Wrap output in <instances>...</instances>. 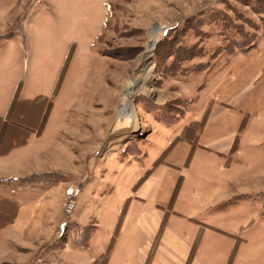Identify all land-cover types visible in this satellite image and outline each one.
Here are the masks:
<instances>
[{
	"label": "rangeland",
	"instance_id": "obj_1",
	"mask_svg": "<svg viewBox=\"0 0 264 264\" xmlns=\"http://www.w3.org/2000/svg\"><path fill=\"white\" fill-rule=\"evenodd\" d=\"M25 10L24 25L38 36L34 61L40 78L34 92L51 94L71 49L46 137L53 139L66 129L82 166L76 183L83 191L74 197L70 215L65 194L75 181L64 189L65 225L80 217L90 231L96 224L98 243H108L116 210L123 207L119 201L125 183L136 191L153 163L167 161L174 168L162 165L151 187H158L156 201L163 216L168 214L169 230L191 244L188 263L200 238L201 261L233 245L234 239L208 231L206 225H211L246 240L236 264H264V216L254 215L253 199L225 213L209 214L199 201L202 184L209 177L219 178L220 167L232 166L228 174L234 183L264 179V141L258 145L249 138L240 146L248 129L258 126L256 133L264 137V0H26ZM32 59L26 55L24 63ZM222 110L223 116L201 138L212 112ZM194 124L195 132L184 135ZM233 130L226 156L212 155L210 165L204 160L183 175L185 147L200 139L213 144ZM179 176H185L186 183L174 204L191 221L170 213ZM255 197L264 205V192ZM54 218L41 213L38 219L44 243L62 233ZM82 230L74 228L73 237ZM208 242L217 243L211 248ZM52 245L42 247L36 264H89V258L98 256L93 245L50 255L59 250ZM213 264L222 262L216 259Z\"/></svg>",
	"mask_w": 264,
	"mask_h": 264
},
{
	"label": "crops",
	"instance_id": "obj_2",
	"mask_svg": "<svg viewBox=\"0 0 264 264\" xmlns=\"http://www.w3.org/2000/svg\"><path fill=\"white\" fill-rule=\"evenodd\" d=\"M25 5L26 0H0V264H36L35 259L42 252V247L47 244H53L52 247L59 249L50 252V255L55 256L70 247L88 249L92 245L96 246L98 256L88 259L89 264H95L102 255L106 254L111 243V251L105 264H202L203 262L213 264L216 259L222 264H227L236 241H239L238 250L232 263L236 264L241 255V246L246 243V240L235 238L233 234L220 226L211 225H206L208 231L234 239L233 245L222 251L215 250V255H208L201 261L203 238H200L196 243L197 248L193 257L188 263L187 260L192 251L191 244L176 238L169 230L168 214L163 216L162 207L156 201L159 195L156 191L158 187L155 189L151 187L154 184L152 183L154 173L162 165L174 168V165L167 161L155 166L153 163L152 169L146 175L145 182L136 191H132L129 182L125 183L119 201V205L121 204L123 207L116 210L118 217L116 222L109 227L108 243L101 241L98 243L96 224L91 229L85 247L74 245L72 240L65 236L68 227H72L73 224L81 228L88 227L80 217L75 220L70 219V225L64 223L66 219L63 207L64 189L67 184L78 182L79 177L82 176V166L80 162H76L78 157L73 154L72 139L64 133L66 129L58 132L53 139H46L47 126L59 93L52 101V108L42 132L37 134L42 114L52 97L62 67L51 94L34 92L40 78V66L34 61L38 36L33 27L28 26L26 29L24 25ZM30 54L33 57L32 62L26 65L24 58ZM223 113H225L223 110L219 114L214 112V115L212 112L208 123L200 134L201 138L208 132L209 127L216 124ZM257 127L256 130H258ZM71 128L73 126H69V132H71ZM256 130L251 132L248 129L240 146L249 138L257 139V142L254 143L261 144L264 137L256 133ZM234 138L233 130L228 133V137L221 138L213 144H202L200 139L195 141L194 148L185 147L183 161H187L191 152L192 155L188 165L182 166L183 175L188 174L192 170L191 168L204 160L210 165L212 155L219 156L218 158L226 156ZM112 158L116 159L114 156ZM239 163L238 160L235 166H238ZM221 164L219 163V165ZM230 168L232 169L231 165L228 169L220 167L219 178L209 177V182L202 184L205 190L199 198L200 205H202L200 209L207 214L211 212L225 213L228 209L237 207L240 203H248L253 199L254 215L263 218L264 205L260 204L255 196L264 192V179L260 178V181L244 183L240 178L234 183L235 177L228 174ZM49 173H59L65 179L54 185H28L19 182L34 175ZM185 176L178 177L177 184L180 178L182 180L175 196L173 192L170 213L175 214L181 220L191 221L192 219L188 218V215L179 213L177 211L178 204L177 206L174 204L175 199L176 201L178 199L179 202L186 183ZM239 176L240 174L237 177ZM79 191L78 194L83 191L82 185ZM42 197H44V201L41 204ZM151 199L153 202L148 203ZM229 202L232 204L220 208ZM259 204L260 208L257 207ZM41 213L45 216L55 217L57 227L62 231L59 237H52L48 241L50 243H44L41 238L42 227L38 222ZM169 218L171 219L170 216ZM169 218L168 222L170 223ZM216 243L211 245L208 242L207 244L214 248Z\"/></svg>",
	"mask_w": 264,
	"mask_h": 264
},
{
	"label": "trees",
	"instance_id": "obj_3",
	"mask_svg": "<svg viewBox=\"0 0 264 264\" xmlns=\"http://www.w3.org/2000/svg\"><path fill=\"white\" fill-rule=\"evenodd\" d=\"M71 50V49H70ZM70 50L68 51L66 57H65V60H64V63H63V66H62V69H61V72L59 74V77H58V80L55 84V87L53 89V92H52V97L49 99L48 101V104H47V107L45 109V111L43 112L42 114V117H41V123H40V127L38 129V132L37 134H40L44 128V125L48 119V116H49V113L51 111V108H52V101L55 99V97L58 95L59 91H60V88H61V85H62V82H63V78L67 72V69H68V65H69V59L71 57L70 55ZM196 130V124H194V126L191 128V129H186L185 132H184V135L187 134V133H190L191 134L193 132H195ZM183 136V135H182ZM181 137V136H180ZM180 138L178 137L176 140L177 141H181L179 140ZM196 139V138H195ZM195 142V141H194ZM193 146L192 148L195 147V143H192ZM191 155H192V152L190 153L189 157L187 158V161H186V166L188 165L189 161H190V158H191ZM158 165V164H156ZM65 179V177L59 173H49V174H38V175H34V176H31V177H28V178H25V179H22L20 180V184H48V185H54V184H57V183H60L62 182L63 180ZM181 178L179 179V182L176 186V189L174 191V196L175 194L177 193L178 191V188H179V185H180V182H181ZM230 204H232V202H229V203H226L224 205H222L220 208H223L225 206H229ZM74 228H79L78 225H73L72 227L69 226L68 227V231L66 233L65 236L69 237L71 240H72V243L76 246H79V247H85L87 246V242H88V238L90 236V228L88 227H85L84 230L81 231L80 234L76 235L75 237H73V231H74ZM238 242L239 241H236V245H234L233 249H232V252H231V255H230V258L227 262V264H232V260H233V257L235 255V252L237 250V245H238ZM111 247H112V243L110 244L109 248H108V251L106 252V254L102 255L97 261L95 264H105L107 259H108V256H109V253L111 251Z\"/></svg>",
	"mask_w": 264,
	"mask_h": 264
},
{
	"label": "built area",
	"instance_id": "obj_4",
	"mask_svg": "<svg viewBox=\"0 0 264 264\" xmlns=\"http://www.w3.org/2000/svg\"><path fill=\"white\" fill-rule=\"evenodd\" d=\"M79 184L74 183L67 187L66 189V202H65V209L67 215H70L75 207V200L74 197L78 194L80 188Z\"/></svg>",
	"mask_w": 264,
	"mask_h": 264
},
{
	"label": "bare ground",
	"instance_id": "obj_5",
	"mask_svg": "<svg viewBox=\"0 0 264 264\" xmlns=\"http://www.w3.org/2000/svg\"><path fill=\"white\" fill-rule=\"evenodd\" d=\"M155 33H156V32H155ZM155 33L151 35V41H150V43H149V48L153 45V42H154L155 39H156V38H155V37H156V36H155ZM127 110H128L129 113H131V105H130V104L127 105Z\"/></svg>",
	"mask_w": 264,
	"mask_h": 264
}]
</instances>
